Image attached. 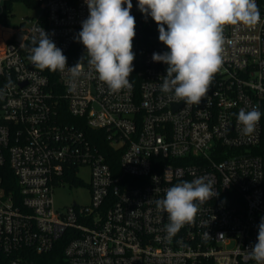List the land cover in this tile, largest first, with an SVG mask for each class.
<instances>
[{
	"label": "built area",
	"instance_id": "built-area-1",
	"mask_svg": "<svg viewBox=\"0 0 264 264\" xmlns=\"http://www.w3.org/2000/svg\"><path fill=\"white\" fill-rule=\"evenodd\" d=\"M11 1L0 0V17ZM27 1L16 3H36L39 16L12 24L13 6L9 24L0 22V170L10 167L18 184L9 192L0 175V264H44L63 241L56 264H257L249 251L264 217V0H256L255 27L225 26L223 65L199 105L160 91L167 65L152 55L168 49L138 0L130 90L111 93L87 58L78 78L66 68L53 85L50 71L28 59L34 28L42 26L75 66L86 51L76 36L88 7L85 0ZM65 105L80 124L64 121ZM253 106L262 115L248 136L237 115ZM85 125L120 151L118 173ZM82 167L91 171L90 203L57 209L55 188L78 179ZM200 176L219 195L167 239L168 214L156 201Z\"/></svg>",
	"mask_w": 264,
	"mask_h": 264
},
{
	"label": "clouds",
	"instance_id": "clouds-1",
	"mask_svg": "<svg viewBox=\"0 0 264 264\" xmlns=\"http://www.w3.org/2000/svg\"><path fill=\"white\" fill-rule=\"evenodd\" d=\"M85 3L89 15L82 21L76 40L86 51L75 66H67V57L40 25L34 28L38 37L33 36L31 41L30 63L41 71L63 73L67 68L73 78H78L87 58L89 67L111 93L130 90L136 36L132 0H85ZM138 9L145 19L151 17L158 25V39L168 49L152 55L153 62L167 65L160 91L171 93L176 100L189 105L202 102L223 65L225 26L252 28L261 21L256 0H138ZM75 89V83H70L69 92ZM261 115L258 106L239 110L237 123L242 125L244 135L255 132ZM218 195L213 181L205 176L191 182L182 180L168 188L165 197L156 201L157 208L168 214L166 238L171 240L182 227L194 221L199 204ZM257 241L249 255L257 264H264V217L258 225Z\"/></svg>",
	"mask_w": 264,
	"mask_h": 264
},
{
	"label": "trees",
	"instance_id": "trees-1",
	"mask_svg": "<svg viewBox=\"0 0 264 264\" xmlns=\"http://www.w3.org/2000/svg\"><path fill=\"white\" fill-rule=\"evenodd\" d=\"M16 2H28L27 0H13L6 4L5 13L0 17V22H3L4 24H9V15L8 13L12 12V8ZM31 6H37L36 3L31 2ZM51 78H52V84L55 86H58L57 82V74L56 72H50ZM63 117L64 121L66 123H71L74 125L80 124L81 122L73 117H71L68 114V108L65 105V109L63 110ZM80 122V123H79ZM82 130L88 135V137L93 141V143L99 148L101 153H103L110 165L112 166V169L115 172H119V159H120V151L118 153V150H115L109 142L106 140V133L104 131H92L89 130L86 125L85 127H82ZM0 175H2V178L4 180V187L9 192H16L18 191V184L16 181V178L14 177L13 172L10 170V167L5 166L4 169L0 170ZM67 178V177H66ZM71 182L77 183L79 182L76 178V176L72 175L68 177V179ZM65 241L61 242L55 249V251L52 254V257H49L47 262H44V264H56V260L59 259L62 260V251L64 249Z\"/></svg>",
	"mask_w": 264,
	"mask_h": 264
},
{
	"label": "rangeland",
	"instance_id": "rangeland-1",
	"mask_svg": "<svg viewBox=\"0 0 264 264\" xmlns=\"http://www.w3.org/2000/svg\"><path fill=\"white\" fill-rule=\"evenodd\" d=\"M38 6H26L22 3L14 5L12 24H18L24 17H37L40 15ZM77 183L67 180L64 185H58L54 192V202L57 209L65 210L66 207L73 204L74 201L81 205L90 203V181L91 171L89 167H82L77 172Z\"/></svg>",
	"mask_w": 264,
	"mask_h": 264
}]
</instances>
